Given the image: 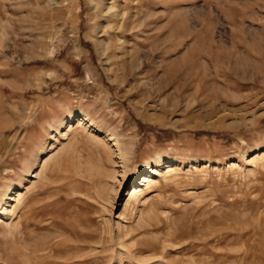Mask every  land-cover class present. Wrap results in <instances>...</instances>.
<instances>
[{
	"label": "rangeland",
	"instance_id": "rangeland-1",
	"mask_svg": "<svg viewBox=\"0 0 264 264\" xmlns=\"http://www.w3.org/2000/svg\"><path fill=\"white\" fill-rule=\"evenodd\" d=\"M0 264H264V0H0Z\"/></svg>",
	"mask_w": 264,
	"mask_h": 264
},
{
	"label": "bare ground",
	"instance_id": "bare-ground-1",
	"mask_svg": "<svg viewBox=\"0 0 264 264\" xmlns=\"http://www.w3.org/2000/svg\"><path fill=\"white\" fill-rule=\"evenodd\" d=\"M123 162H124V163L126 162V158H124ZM151 180H152V179H149L148 177H144L143 182H150ZM132 191H133V192L131 193V197L136 198L137 195H138V193H139L138 188L135 187V188H133Z\"/></svg>",
	"mask_w": 264,
	"mask_h": 264
}]
</instances>
